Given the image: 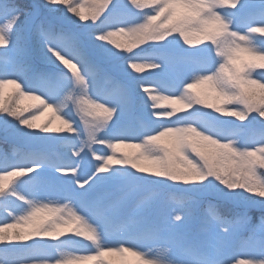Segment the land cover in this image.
I'll return each instance as SVG.
<instances>
[{"label":"snow or ice","instance_id":"1","mask_svg":"<svg viewBox=\"0 0 264 264\" xmlns=\"http://www.w3.org/2000/svg\"><path fill=\"white\" fill-rule=\"evenodd\" d=\"M0 133L6 254L264 264V0H0Z\"/></svg>","mask_w":264,"mask_h":264},{"label":"rangeland","instance_id":"2","mask_svg":"<svg viewBox=\"0 0 264 264\" xmlns=\"http://www.w3.org/2000/svg\"><path fill=\"white\" fill-rule=\"evenodd\" d=\"M125 117H127V116H125ZM124 119H128V121L136 122L135 114H133L132 116H128V118H124ZM0 138H2V140H5L2 133H0ZM0 143H1V141H0ZM4 143H7V146H19V145L23 146L19 143L12 141L11 139L5 140ZM4 145H6V144H4ZM97 147L99 149V148H102L103 146L98 145ZM122 151H126V149L122 150ZM182 188H183V186H181V185H175L172 190H169V191L164 192V193H150V194H148V196H149V198H152V199H164L168 202V205L170 208L181 210L184 206V203H185L187 197H188V193L184 192L182 190ZM176 198H179V199L176 200ZM207 203H208V201H199L198 207L203 208L204 205H206ZM212 203H218V202L212 201ZM221 208L224 209L223 204H221ZM254 213L258 214V212H250L249 213V215L253 217V219L251 221V225L249 227H251L252 225H258V221L254 220L255 216H257ZM226 214H231V213H226ZM258 215H260V214H258ZM194 227L198 228L199 225H194ZM245 233L246 232H242L241 235H244ZM0 248H2V246H0ZM22 264H25V263H22ZM28 264H31V262Z\"/></svg>","mask_w":264,"mask_h":264},{"label":"trees","instance_id":"3","mask_svg":"<svg viewBox=\"0 0 264 264\" xmlns=\"http://www.w3.org/2000/svg\"><path fill=\"white\" fill-rule=\"evenodd\" d=\"M124 118H128V116L124 117ZM124 120H125V122H132V121H128V119H124ZM0 141H1L0 151L10 152L13 147H17V149L21 152L24 151V146H20V145L19 146H7V143H4L5 140H2V138H0ZM4 144H6V145H4ZM177 199H179V198H176V200ZM205 206L206 205H204V207ZM222 210H224V209H222ZM254 214H256V213H254ZM258 214H256V215L259 216ZM257 216H255V217H257ZM254 220H256V219L254 218ZM246 234L247 233H245L244 235H246ZM244 235H242V236H244ZM31 259H32L31 256L24 254V253H18V254L12 255V254H6V253L0 251V264H9V263L10 264H22V263L28 264L31 262Z\"/></svg>","mask_w":264,"mask_h":264}]
</instances>
